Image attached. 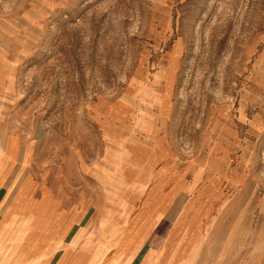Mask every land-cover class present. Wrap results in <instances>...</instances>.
Returning a JSON list of instances; mask_svg holds the SVG:
<instances>
[{
	"label": "rangeland",
	"instance_id": "374dc122",
	"mask_svg": "<svg viewBox=\"0 0 264 264\" xmlns=\"http://www.w3.org/2000/svg\"><path fill=\"white\" fill-rule=\"evenodd\" d=\"M191 182L211 262L264 264V0H0L1 257L84 254Z\"/></svg>",
	"mask_w": 264,
	"mask_h": 264
},
{
	"label": "crops",
	"instance_id": "0c3cea01",
	"mask_svg": "<svg viewBox=\"0 0 264 264\" xmlns=\"http://www.w3.org/2000/svg\"><path fill=\"white\" fill-rule=\"evenodd\" d=\"M231 184H233L232 188L236 187V181ZM193 193L194 182H191L184 188L175 187L163 196L159 194L157 198H154V202L149 208L144 205L127 225L106 231L103 229L104 231L98 242L90 245V248L84 254L67 255L64 253L63 255L55 256L54 254H49L50 250L48 248H43V253H38L34 256L25 257L24 255L15 259H7L0 256V264H178L179 262L186 264H215V262H211L209 256L210 240L206 231L213 228L214 231L225 232V225L219 222L224 213V208H219L216 224H203V222H198L193 217L190 222L189 215L209 217L212 212L210 211L211 207L208 206L200 208L201 210L194 209L193 199L195 198ZM207 199H211V201L222 200L220 191L207 197ZM179 200L184 201L181 203V207H178ZM200 211L201 213H199ZM136 219L139 223L144 222L139 225L137 235L131 244L125 248L123 247L122 251H120V246L117 245V242L133 226ZM206 220L208 221L207 218ZM183 225L186 229L185 246L186 250L189 251V256L184 257L185 259L178 255H172L169 250L182 237L179 236V229ZM85 230V227H81L72 231L71 227L64 229L57 236L52 234L55 240H59L57 249L74 247L76 242L83 236ZM49 235V232L44 234L42 239L36 244L42 243ZM85 248L87 247L81 249L85 250ZM217 263L219 264V262Z\"/></svg>",
	"mask_w": 264,
	"mask_h": 264
}]
</instances>
